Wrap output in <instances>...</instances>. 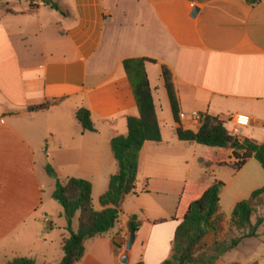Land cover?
I'll return each instance as SVG.
<instances>
[{"label":"crops","instance_id":"0c3cea01","mask_svg":"<svg viewBox=\"0 0 264 264\" xmlns=\"http://www.w3.org/2000/svg\"><path fill=\"white\" fill-rule=\"evenodd\" d=\"M51 1L58 11L37 0H0V162L19 170L12 176L17 191L4 187L0 176V204H14L11 196L17 194L22 207L34 197L31 208L40 202L36 220L45 217L51 229L57 227L62 251L61 242L69 237L62 208L49 209L40 199L48 168L56 175L48 183L52 189L56 181L85 180L94 211L103 210L99 198L118 172L110 141L125 136L127 118L138 115L121 64L152 59L156 63L147 64L146 73L161 141L144 143L135 194L122 201L112 230L85 242L77 264H121L127 243L121 237H129L132 216L140 227L128 264H163L172 254L184 186L203 190L219 182L223 171L233 172L230 150L180 141L176 129L195 131L192 113L221 120L246 115L251 123L239 127L236 136L264 142V0L254 6L243 0ZM162 66L172 77L180 124L173 119ZM60 98L66 101L42 107ZM80 108L89 111L95 132L76 123ZM225 128L231 132L232 126ZM262 187L263 178L249 192ZM239 247L241 242L216 264H224L223 257L228 264L264 261L262 245L246 261L231 254Z\"/></svg>","mask_w":264,"mask_h":264},{"label":"trees","instance_id":"16d2710c","mask_svg":"<svg viewBox=\"0 0 264 264\" xmlns=\"http://www.w3.org/2000/svg\"><path fill=\"white\" fill-rule=\"evenodd\" d=\"M37 1L38 4L59 10L51 0ZM243 1L254 6L263 0ZM155 63L148 58H131L124 60L121 64L130 85L138 115L127 118L125 136H116L110 141L118 172L110 177L107 192L99 198L103 210L94 211L92 187L89 182L74 178L64 183L56 181L52 199L63 210L62 215L66 221L65 231L69 234L68 238L62 240L63 258L58 264H77L84 256V244L87 240L102 236L114 228L120 217L122 201L126 196L135 194L138 155L142 146L146 142L161 141L152 91L146 73V65ZM162 77L173 119L180 124V109L172 77L164 66H162ZM65 101L66 98L53 99L42 107L59 106ZM75 119L83 131L95 132L88 110L78 109ZM225 126L226 123L219 117L205 114L202 124L195 131L178 127L176 136L180 141L196 143L212 149L230 150L232 162L229 166L233 172L240 171L250 159L257 161L264 172V142L257 144L249 139L239 138L232 131H227ZM50 170L48 168V171ZM223 188L224 185L221 182H214L203 190L192 183L184 186L174 216L178 225L174 233L172 254L163 264H214L225 253L236 249L243 239L256 236L258 228L264 224V216L257 218L254 224L251 223V217L255 205L260 201V196L264 194V187L253 191L247 200L238 202L229 218L230 227L237 230L248 229L249 232L228 242L215 239L207 244L206 237L217 236L221 229L223 214L220 211V194ZM76 215H78V225L74 231L71 226ZM139 227L140 222L137 218L130 217L128 229H134L137 232ZM7 264H35V262L22 258Z\"/></svg>","mask_w":264,"mask_h":264},{"label":"rangeland","instance_id":"374dc122","mask_svg":"<svg viewBox=\"0 0 264 264\" xmlns=\"http://www.w3.org/2000/svg\"><path fill=\"white\" fill-rule=\"evenodd\" d=\"M76 123L78 124L77 121ZM0 165L2 166L0 167V176L4 179V187L17 191L16 188H18L19 185L14 182L12 176L19 171L18 166L14 167V163L6 161L0 162ZM53 174H55L54 171L48 172L44 180L46 183L44 190H42V194H40V199L43 200L46 206L48 205L49 209H51V206L53 208H61L59 204L52 199L55 186L54 189H52L50 185H48ZM233 175L235 174L231 170L230 173L225 170L219 176V182L224 185L220 196V211L223 214L221 229L217 236L208 235L206 237L205 240L207 244L212 243L215 239L228 242L233 238L242 237L249 232L248 229L237 230L234 227H230L229 218L234 209V201L239 197H242V201L247 200L251 195L249 191L255 185H259L262 178L264 180V172L259 163L253 160L241 173L236 176ZM33 199L34 197L28 198L20 205L22 207H18L19 196L15 194L11 196V200H14V204H0V264H7L15 259L22 258L33 260L35 264H54L56 261L59 262L61 260L63 254L62 251H60L59 245L60 233L57 227L51 229L50 224L43 222L45 217L40 218V222L36 220V217L40 215L37 210L40 207V202L38 201L37 209L31 208L34 202ZM263 216L264 199H261L255 205L251 223L254 224L257 218ZM55 218L57 219V217ZM260 245L264 248V224L258 228L255 237L243 239L238 251L231 254H238V259L246 261L248 257L253 255L256 251V247ZM216 262L214 264H216ZM221 262L228 264L226 263V257H223ZM253 262L264 264V261H251V264H254Z\"/></svg>","mask_w":264,"mask_h":264},{"label":"built area","instance_id":"2783aa9c","mask_svg":"<svg viewBox=\"0 0 264 264\" xmlns=\"http://www.w3.org/2000/svg\"><path fill=\"white\" fill-rule=\"evenodd\" d=\"M205 114H199V113H192L191 114V122L194 126L199 127L202 124L203 117ZM221 120V119H220ZM226 124H230L232 126V133L238 134V128L239 127H247L251 123L250 117L246 115H234L229 116L226 119L222 120ZM121 239L125 240V242L128 240V236H123Z\"/></svg>","mask_w":264,"mask_h":264},{"label":"water","instance_id":"95a60500","mask_svg":"<svg viewBox=\"0 0 264 264\" xmlns=\"http://www.w3.org/2000/svg\"><path fill=\"white\" fill-rule=\"evenodd\" d=\"M197 12V9H195L192 13V16H194ZM56 177L55 174H53L52 178L54 179ZM136 235H135V231L134 229H130L129 230V237L127 240V243L125 245V253L123 254V256L120 258V263L121 264H128V252L131 250L134 241H135Z\"/></svg>","mask_w":264,"mask_h":264}]
</instances>
